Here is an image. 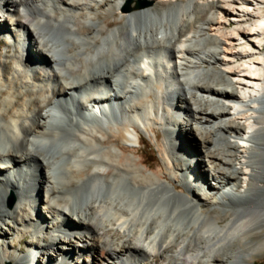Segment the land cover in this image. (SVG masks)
<instances>
[{
	"label": "bare ground",
	"instance_id": "6f19581e",
	"mask_svg": "<svg viewBox=\"0 0 264 264\" xmlns=\"http://www.w3.org/2000/svg\"><path fill=\"white\" fill-rule=\"evenodd\" d=\"M0 38V264H254L264 0H0Z\"/></svg>",
	"mask_w": 264,
	"mask_h": 264
},
{
	"label": "rangeland",
	"instance_id": "374dc122",
	"mask_svg": "<svg viewBox=\"0 0 264 264\" xmlns=\"http://www.w3.org/2000/svg\"><path fill=\"white\" fill-rule=\"evenodd\" d=\"M127 5H130V3L124 5L122 8L124 9L125 7H127ZM106 19H109V20H112L114 21V18H112L111 16H107V15H103L101 16V20H106ZM117 22H120L119 20H117ZM7 41L6 39H2L0 38V52H1V56H2V60L3 61H7L6 58H5V55L7 53L8 50H11V53H12V49H8L7 48ZM9 62V61H8ZM114 115V113H113ZM114 117L119 118L118 115H114ZM91 120L93 119H90L89 121L91 122ZM158 134H159V138H158V141H155V140H150L149 138L147 137H142V140L141 142H139L135 148L137 150H139V155H137V161L141 158H145L147 160V162H154L155 164L156 163H161V157L163 156L162 153H161V149H160V146L162 144V140L165 136V134L163 133V131L159 130V129H156L155 130ZM154 164V165H155ZM153 170H157L158 168L153 166V168H151ZM9 195V194H8ZM11 194L9 196H7V203L9 204V200L11 198ZM15 197V196H14ZM8 207V206H7ZM28 238V237H27ZM264 241V233L263 234H258L255 238H254V242L255 244H261L262 242ZM15 244L17 245L18 248L22 249L24 248V245H21L19 246L17 241L15 242ZM254 264H264V251L263 252H259L258 254H256V257H255V262Z\"/></svg>",
	"mask_w": 264,
	"mask_h": 264
},
{
	"label": "water",
	"instance_id": "95a60500",
	"mask_svg": "<svg viewBox=\"0 0 264 264\" xmlns=\"http://www.w3.org/2000/svg\"><path fill=\"white\" fill-rule=\"evenodd\" d=\"M14 202H15V199H14V196L12 195L11 196V198H10V200H9V207H12L13 206V204H14Z\"/></svg>",
	"mask_w": 264,
	"mask_h": 264
}]
</instances>
